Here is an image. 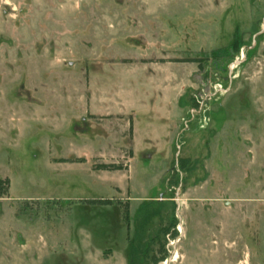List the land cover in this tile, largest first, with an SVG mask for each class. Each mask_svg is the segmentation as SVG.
Returning a JSON list of instances; mask_svg holds the SVG:
<instances>
[{"label":"rangeland","instance_id":"rangeland-1","mask_svg":"<svg viewBox=\"0 0 264 264\" xmlns=\"http://www.w3.org/2000/svg\"><path fill=\"white\" fill-rule=\"evenodd\" d=\"M185 59L187 129L134 151L117 71ZM0 179V264H264V0H0Z\"/></svg>","mask_w":264,"mask_h":264},{"label":"crops","instance_id":"crops-1","mask_svg":"<svg viewBox=\"0 0 264 264\" xmlns=\"http://www.w3.org/2000/svg\"><path fill=\"white\" fill-rule=\"evenodd\" d=\"M173 65L172 68L158 70L153 63H148L145 68L117 71L119 77H124V102L110 105L109 109L115 115L130 117L123 133L131 140L134 151L137 148L153 149L156 153L168 155L174 140L178 141L188 127L181 129L183 120H188L193 109L183 96L191 86V75L196 71V63L179 62ZM137 95L140 97L138 101ZM141 110L149 117L143 127L138 121ZM177 150L176 156L180 153L179 145Z\"/></svg>","mask_w":264,"mask_h":264},{"label":"trees","instance_id":"trees-1","mask_svg":"<svg viewBox=\"0 0 264 264\" xmlns=\"http://www.w3.org/2000/svg\"><path fill=\"white\" fill-rule=\"evenodd\" d=\"M179 62L197 63V64H199L200 69L203 68V66L201 64L203 62V60L186 59V60H180ZM98 169L104 170V171H123V170H125L124 166H121V165H106V164L100 166ZM8 189H9V181L0 179V198L5 196L6 194H8ZM97 204L110 205L111 202L110 201H101V202H98Z\"/></svg>","mask_w":264,"mask_h":264},{"label":"built area","instance_id":"built-area-1","mask_svg":"<svg viewBox=\"0 0 264 264\" xmlns=\"http://www.w3.org/2000/svg\"><path fill=\"white\" fill-rule=\"evenodd\" d=\"M238 65L236 64L233 68L237 67ZM224 89H223V86L218 84L216 86H214V91H216V93H219V92H222ZM214 94H206L204 97H196V104H197V114H201L203 111H204V108H205V103L207 100H209ZM195 112V111H194ZM207 120V119H206Z\"/></svg>","mask_w":264,"mask_h":264}]
</instances>
